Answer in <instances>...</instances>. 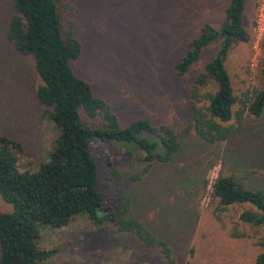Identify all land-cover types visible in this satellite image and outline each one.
<instances>
[{
	"label": "rangeland",
	"instance_id": "1",
	"mask_svg": "<svg viewBox=\"0 0 264 264\" xmlns=\"http://www.w3.org/2000/svg\"><path fill=\"white\" fill-rule=\"evenodd\" d=\"M257 1L245 0L242 26L248 42L234 44L224 63L236 99L246 90L264 89V30L255 28ZM226 5L227 0H63L58 12L63 30L71 26L81 46L79 57L72 62L74 73L109 106L119 125L141 120L179 133L190 121L188 91L194 74L202 70L216 45L204 49L182 79L176 77L172 65L203 24L218 26ZM11 13L10 0H0V136L20 143L23 153L17 157V168L34 172L47 162L57 132L41 116L35 101L38 80L32 61L18 55L5 40ZM212 90L207 87L202 92ZM237 109L236 103L233 110ZM224 125L234 128V134L224 143L202 147L200 161L195 157L201 148L199 141L193 135L188 137L196 151L190 150L184 173L199 179L205 168L193 203L189 193L168 199L163 192L164 171L160 183L158 171L143 175V187L132 182L130 176L143 166L140 153L114 142L95 140L90 144L97 165V190L106 204L111 205L118 192L125 197L136 193L134 198L144 200L140 204L148 209L143 212L162 237L164 227L168 238L163 242L179 264H254L255 256L264 253V247L257 245L264 227L238 220L248 206L220 210L210 189L217 176L233 177L246 189L264 188V108L259 118L245 114L239 126L233 116ZM169 180L170 176L165 182L172 191ZM183 184L184 179L180 187ZM156 186L160 197L147 200ZM0 212H11L1 198ZM232 232L242 237L234 238ZM37 242L39 247L55 251L41 264H164L154 250L142 247L133 236L118 233L110 224L90 226L84 214L61 229L39 228Z\"/></svg>",
	"mask_w": 264,
	"mask_h": 264
},
{
	"label": "trees",
	"instance_id": "2",
	"mask_svg": "<svg viewBox=\"0 0 264 264\" xmlns=\"http://www.w3.org/2000/svg\"><path fill=\"white\" fill-rule=\"evenodd\" d=\"M61 1L10 0L12 13L5 40L18 55L32 61L38 80L34 87L35 101L41 116L50 122L57 135L47 162L34 172L17 168V157L23 153L20 143L0 136V198L11 206L10 213L0 212V264H41L50 260L55 251L39 247V228L61 229L79 214L86 216L90 226L110 224L118 233L133 236L142 247L154 250L164 264H179L163 242L168 238L164 227L163 238L158 226L145 216L143 210L148 208L140 204L144 200L134 198L136 193L125 197L118 192L113 203L106 204L97 190V165L90 144L95 140L114 142L140 153L143 166L130 176L132 182L143 187V175L151 176L158 171L156 178L160 183V172L164 171L167 174L163 192L168 199L189 193L193 203L205 168L202 167L199 179L184 173L190 150H195L188 137L193 135L199 141L201 148L195 150L198 152L195 157L200 161L205 147L224 143L234 134V128L224 125L233 116L240 126L245 114L259 118L264 108V89L246 90L239 99L233 96L224 67L231 47L249 40L242 26L245 0H227L218 26L203 24L172 65L176 77L182 79L196 65L200 53L216 45L202 70L194 74L188 91L190 121L179 133L166 125L154 127L141 120L119 125L109 106L94 96L89 84L74 73L72 62L79 57L81 46L71 26L62 28L58 12ZM207 87L213 90L202 92ZM199 103L205 106L199 107ZM168 176L172 191L165 182ZM182 179L184 186L180 187ZM210 189L218 209L246 205L248 209L238 215L239 222L264 227V188L246 189L233 177L217 176ZM160 194L156 186L147 194V200L153 202ZM193 214L197 218V212ZM231 235L242 237L237 232ZM257 245L264 247V235ZM254 264H264V253L255 256Z\"/></svg>",
	"mask_w": 264,
	"mask_h": 264
},
{
	"label": "built area",
	"instance_id": "3",
	"mask_svg": "<svg viewBox=\"0 0 264 264\" xmlns=\"http://www.w3.org/2000/svg\"><path fill=\"white\" fill-rule=\"evenodd\" d=\"M254 22L257 32H262L264 30V0L257 1Z\"/></svg>",
	"mask_w": 264,
	"mask_h": 264
}]
</instances>
